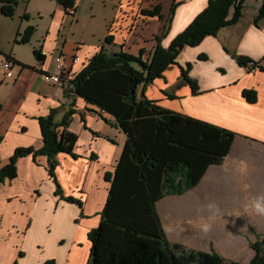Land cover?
<instances>
[{
	"label": "crops",
	"instance_id": "1",
	"mask_svg": "<svg viewBox=\"0 0 264 264\" xmlns=\"http://www.w3.org/2000/svg\"><path fill=\"white\" fill-rule=\"evenodd\" d=\"M153 2H160L161 18L143 13L154 9ZM173 2L178 4L163 33ZM249 2L244 1L243 15L235 24L206 36L200 44L182 48L176 63L169 65L161 77L138 88L161 107L236 133L230 152L220 164L207 167L199 183L181 195H166L156 202L162 229L172 243L194 247L201 244L203 230L195 228V224L245 223L263 227L253 230L251 236L245 235L247 241L264 232V217L256 215L249 205L250 197L264 195V70H248L228 53L254 61L264 56V19L254 22L261 0H254V9L247 11ZM82 3L93 9L98 1L75 0L78 9ZM206 3L207 0L117 1L114 17L108 23L110 31L106 27L105 33L92 42L75 41L71 34H62L67 13L59 3L50 15L52 24L46 40L40 35L32 37V42H15L28 25L27 18L20 16L17 20L0 13V18H10L4 28L0 23V36L7 43L0 47V61L9 58L16 66L14 77L0 75V162L8 161L18 147L42 146L41 117L53 112L58 122L71 111L68 129L77 138L75 157L58 153L55 173L63 195L81 201L78 206L55 195L46 156L38 155L36 160L32 156L20 157L17 176L0 185V264H44L50 259L54 264H87V235L99 224L108 195L105 175L113 172L126 141L125 132L112 114L45 82L42 73L54 72L55 57L60 55L67 76L73 79L101 47L136 56L144 50L148 53L146 60L157 43L156 37L161 47H168ZM109 33L113 41L106 44L104 39ZM27 44L32 45V53L34 48L44 51L40 60L34 53L27 55L23 49ZM76 57L79 60L75 61ZM182 71L195 82L194 92ZM244 90H254L255 100L245 99Z\"/></svg>",
	"mask_w": 264,
	"mask_h": 264
},
{
	"label": "trees",
	"instance_id": "2",
	"mask_svg": "<svg viewBox=\"0 0 264 264\" xmlns=\"http://www.w3.org/2000/svg\"><path fill=\"white\" fill-rule=\"evenodd\" d=\"M245 0H207L205 8L195 15L190 24L182 29L164 48L159 37L148 59L121 49L113 52L100 50L89 57L86 66L64 89L67 93L83 98L115 117L119 128L125 132L126 141L113 172L106 173L109 183L100 221L88 232L90 256L87 264H175V252L189 257L192 252L171 244L163 231L157 214L156 202L166 195H181L199 183L206 168L220 164L230 152L235 132L216 126L195 117L171 111L147 99L138 88L161 77L165 69L175 64L180 50L195 46L209 35L227 25L235 24L243 15ZM67 14H73L75 0H57ZM178 2H173L166 27ZM0 13L5 17L15 14V0H0ZM160 6L143 13L161 18ZM28 18L27 14L22 15ZM264 19V0L254 22ZM111 26V25H110ZM108 26V32L110 31ZM33 28L27 26L18 40L25 43L31 38ZM110 44L113 36H105ZM33 55L40 60L41 54L34 48ZM239 65L252 64L254 60L229 52ZM22 66H25L22 64ZM189 67V65H187ZM264 70V69H260ZM183 79L194 92L195 82L185 71ZM254 90H244L243 97L255 100ZM169 97V95H167ZM72 112L67 111L60 121H55L53 112L40 118L42 146L18 147L5 163L0 162V185L17 176L16 163L20 157L38 155L47 157L46 170L55 184V195L81 206V201L64 196L56 180V155L60 152L75 157L73 148L76 135L68 129ZM1 161V160H0ZM254 255L246 264H264V234L254 244ZM198 259L186 264H244L226 261L215 252L201 253ZM44 264H54L47 260Z\"/></svg>",
	"mask_w": 264,
	"mask_h": 264
},
{
	"label": "rangeland",
	"instance_id": "3",
	"mask_svg": "<svg viewBox=\"0 0 264 264\" xmlns=\"http://www.w3.org/2000/svg\"><path fill=\"white\" fill-rule=\"evenodd\" d=\"M97 1L98 4L93 9L90 6L85 8L84 3H82L81 7L78 9V4H75L76 8L74 9L73 14H66L65 16L67 21L64 22L62 27V34H71L70 37L75 38V41H97L98 38L105 33L106 27L110 26L108 23L113 19V11H115L113 6L116 7L117 1L120 0ZM16 3L17 7L15 8V14L12 17L18 18L17 20H19L24 12L27 14V26L30 25V27L33 28L32 36L29 39L30 42L33 41L32 37L35 39L36 37L42 36L41 38L46 40L48 37L47 31L50 28V24H52L50 15L52 14L53 9H55L54 7L58 5L57 0H18ZM153 4L154 9H156L160 2H153ZM253 9L254 0H251L246 10L250 11ZM0 23L4 28L5 25H9L10 18H0ZM5 46H7V43H5V37L0 36V47ZM31 46L32 45L27 44L23 48L25 52L27 51L29 57L33 54ZM142 51L144 56L143 60H145V58L148 57V53L144 50ZM137 93L139 95L140 91ZM202 225L204 224H195V228H201V230H203ZM207 225H209V230L206 233L203 231L202 243H199L195 247L192 245H179L169 241L173 245L183 247L190 253L192 252L189 257H184V259L179 258L182 255L181 253L178 251L175 252V264L193 262L200 257L199 255L201 253L205 252H215L222 256L226 261H238L239 263L246 264L254 255L253 248L251 247L252 243L254 244L264 234L263 232L260 236L257 235V239L255 238L253 241H247L244 239L245 235L249 234L251 236L253 230H260L263 229V227H254L253 225L245 223L236 226L223 225L221 223ZM237 232L239 233V236H236ZM197 242L200 241L198 240ZM202 247H206V249H202Z\"/></svg>",
	"mask_w": 264,
	"mask_h": 264
},
{
	"label": "built area",
	"instance_id": "4",
	"mask_svg": "<svg viewBox=\"0 0 264 264\" xmlns=\"http://www.w3.org/2000/svg\"><path fill=\"white\" fill-rule=\"evenodd\" d=\"M40 54L43 55L44 51H40ZM75 61L79 60V58H74ZM15 63L13 60L7 58L0 61V75L4 78H12L14 77V69H15ZM55 68L56 70L54 72H46L42 73L43 80L45 82H48L50 84L58 85L59 88L65 89L66 87L70 86L71 78H69L66 74L67 68L63 61V59L60 57V55H57L55 57ZM248 70L254 71L257 69H264V56L261 60L254 61L252 64H247L245 66Z\"/></svg>",
	"mask_w": 264,
	"mask_h": 264
},
{
	"label": "clouds",
	"instance_id": "5",
	"mask_svg": "<svg viewBox=\"0 0 264 264\" xmlns=\"http://www.w3.org/2000/svg\"><path fill=\"white\" fill-rule=\"evenodd\" d=\"M249 205L251 210L258 216L264 217V195H256L250 197ZM212 205H210L211 207ZM203 231L207 232L209 230V225H202Z\"/></svg>",
	"mask_w": 264,
	"mask_h": 264
}]
</instances>
